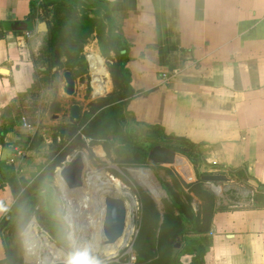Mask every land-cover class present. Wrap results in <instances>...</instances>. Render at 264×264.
Here are the masks:
<instances>
[{"label":"crops","instance_id":"1","mask_svg":"<svg viewBox=\"0 0 264 264\" xmlns=\"http://www.w3.org/2000/svg\"><path fill=\"white\" fill-rule=\"evenodd\" d=\"M101 2L100 18H112L126 48L124 67L134 91L129 126L138 132L159 127L199 144L208 171L247 165L252 177L222 182L226 190L230 183L241 185L240 194H247L222 203L216 198L217 207L227 209L212 217L204 264H264V197L254 198L264 185V0ZM42 4L0 0V161L18 172L25 170L20 139L29 134L21 119L35 105L43 72L38 51L45 34L34 38L45 22ZM14 22L33 29L8 30ZM109 81L112 88L110 75ZM13 202L9 186L0 182V219ZM0 249L1 260V242ZM192 259L186 255L181 262Z\"/></svg>","mask_w":264,"mask_h":264},{"label":"trees","instance_id":"2","mask_svg":"<svg viewBox=\"0 0 264 264\" xmlns=\"http://www.w3.org/2000/svg\"><path fill=\"white\" fill-rule=\"evenodd\" d=\"M104 6L101 0H43V20L47 23L48 31L43 36L42 46L38 51V61L45 67L43 74H50L53 69L56 72L69 71L74 79L87 73V61L83 53L86 43L94 37L99 45V51L106 60L107 72L112 82V91L105 97L91 102L89 111L79 120L80 130L90 137L92 145H99L100 141L118 142L124 147H132L137 143L138 131L133 128L127 131L128 115L130 117L129 104L134 96L130 86V77L124 67L125 46L121 38L115 34L112 18H94L90 11ZM130 127V126H129ZM158 139L163 141L161 146L176 152L179 157L186 160L191 168L192 178L184 179L177 170H166V174L172 181L175 190L166 184L162 187L167 195L164 203L163 221L159 230L160 257L152 264H182L181 255L183 249H174L173 245L180 239H196L199 237L208 244L207 234L211 227L212 217L217 211L227 208L217 207L215 195L204 186L201 180L203 175H225L227 178L243 183L252 179L247 165L237 168L213 167L208 171V165L202 157L200 145L184 138L173 135H165L161 128L152 130ZM59 134V132H58ZM35 136L25 135L20 142L29 145ZM65 142H54L55 152L48 157V164L42 172L33 178L27 179L19 176L15 167L4 161H0V182L9 186L14 197L13 204L8 208L0 223L9 224L12 220L18 221V230H22L29 221L30 208L35 204L39 196L36 191L43 186L46 211L42 216L43 225L55 244L65 250L67 242L63 226L61 225L57 211L56 201L52 196L51 185L43 184V181L54 173L60 166L62 159L78 144H83L76 129L65 130ZM69 145H66L69 142ZM35 143V142H34ZM160 144L151 142L146 149L134 150L136 159L132 162L147 163L149 150ZM36 146V144H34ZM107 151V147H105ZM160 166V165H157ZM187 190V200H192L189 193L202 202L203 217L199 219L193 214L190 203H185L178 191ZM139 202L141 204V226L134 244L136 252V264H144L152 258L151 244L158 228L159 211L155 202L143 190L138 189ZM264 197V185L259 184L254 192L255 201ZM259 205H255L258 207ZM204 249L198 251L191 264H204ZM12 252L7 251L0 264H12Z\"/></svg>","mask_w":264,"mask_h":264},{"label":"rangeland","instance_id":"3","mask_svg":"<svg viewBox=\"0 0 264 264\" xmlns=\"http://www.w3.org/2000/svg\"><path fill=\"white\" fill-rule=\"evenodd\" d=\"M99 51V45L97 40L92 37L86 43L83 49L87 61L88 52L92 49ZM97 51V52H98ZM100 56V51L98 53ZM104 60L106 67V60ZM88 64V61H87ZM43 68V72L45 67ZM64 71H52L50 74H43L39 85V90L33 97L35 102L34 107L27 106L25 109V119L28 124L32 126L31 130H28V136H35L31 140L29 145L24 144L23 150L26 152L24 155L25 170L20 173H24L27 179L33 178L43 171L45 166L48 164V157L53 154V157H57L59 154L55 152L56 145L54 142H59L58 132L60 130L76 129L77 135H80V140L83 144L74 146L67 155L62 159L60 166L56 167L54 173L43 181L45 185H51L52 196L56 201V213L59 221L63 226L65 239L67 242V248L65 250L59 248L52 240L45 226L42 222V216L46 211V203L44 199V188L43 186L36 191L41 197H38L35 204L30 208V217L28 223L22 230H18V221L12 220L9 224L3 222L0 223V242L3 247V255L7 251L12 252V264H37V259L44 256L43 254L38 257L35 253L36 249L40 244L33 238L32 242L35 241V248L31 255H27L26 244H25V232L31 223L35 222L36 231L39 235L45 234L49 241L56 246L59 251L63 252L69 259L72 255L83 253L85 259H91L93 264H136V252L134 250V244L141 226V204L139 202L138 189L143 190L149 195V197L155 202L159 211V220L157 223L158 228L151 244L152 258L144 264H152L156 262L160 257V245H159V230L160 225L163 221L164 214V203L163 201L167 198V195L162 187V184L172 186L170 177L166 174V170L174 169L186 180L190 181L192 178L191 168L186 160L182 157H178L173 166H157L150 165L147 163L137 164L132 161L136 159L134 150L140 148V150L146 149L148 144L156 142L163 144V141L157 138L155 132L148 131L147 128L139 130L137 143L132 147H124L118 142H105L100 141L99 145L93 146L92 139L82 133L80 130L79 120L75 121L69 117V110L73 104H78L81 108L80 118H83L90 109L91 102L98 98L107 96L111 90L104 96H94L92 88V74L89 67L87 66V73L77 77L76 81V92L72 97H68L63 94L62 87L64 81L62 73ZM109 76V75H108ZM32 100V99H31ZM56 116V117H55ZM54 117L56 119H54ZM129 118V115H128ZM129 120V119H128ZM82 129V128H81ZM132 128L127 125V131ZM65 135L64 141L65 142ZM35 142V143H34ZM60 143V142H59ZM70 141L66 145H69ZM36 144V146H34ZM107 147V151L105 150ZM103 152V156H99L98 150ZM82 156L85 164V176L84 183L89 182V178L92 173L106 174L115 179H118L124 186L121 194H97L94 199L90 198L89 189L85 185L82 189L76 192L64 193L58 182V169L70 164L76 157ZM150 174L153 180L156 182L160 189L159 198L156 199L151 191L143 185V178ZM102 181H106V177L102 176ZM228 190L224 188L222 183H210L211 189L216 194V198L222 203L223 200H227L229 197L245 196L240 194V188L245 190L241 185L236 183H230ZM235 186V187H234ZM216 189H219L217 192ZM187 190L178 191L180 198L187 204L190 203L193 214L202 219L203 217V206L198 204L197 201L187 200ZM236 192V193H234ZM78 196L83 197L79 201ZM105 196H112L121 198L125 203H129L130 209L128 210V221H127V235L124 245L118 249L115 255L108 256L104 250L99 246H95L97 243L95 239V227L90 224L91 221L99 222V215L101 211H104L103 199ZM90 198V202H85V198ZM246 198V197H244ZM132 200L135 201V206L132 207ZM87 205V208L85 206ZM89 205V206H88ZM90 216L93 218L90 219ZM104 218V216H103ZM103 222V219H102ZM102 227V224H101ZM102 233V230H101ZM103 238V234H102ZM104 239V238H103ZM96 242V243H95ZM175 243H179V249H183L182 257L186 255H194L204 248L205 242L199 237L196 239H187L180 241L178 239ZM45 253L46 250L43 249ZM1 250V249H0ZM178 250V249H177ZM40 249L36 252L39 253ZM47 253V252H46ZM46 255V254H45ZM55 264H66V263H55Z\"/></svg>","mask_w":264,"mask_h":264},{"label":"water","instance_id":"4","mask_svg":"<svg viewBox=\"0 0 264 264\" xmlns=\"http://www.w3.org/2000/svg\"><path fill=\"white\" fill-rule=\"evenodd\" d=\"M90 15L94 18H100L101 12L99 9H93L90 11ZM7 25V29L10 31H31L33 29L32 24L29 22H14L8 23ZM47 31L48 27L46 22H40L37 26V34L34 38L40 34H46ZM62 78L64 81V86L62 87L63 94L68 97L74 96L76 92V81L71 72L64 71L62 73ZM80 112V106L78 104H73L69 110V117L77 121L80 118ZM55 117L54 119H56ZM64 135V130H60L58 134L60 143L64 141ZM178 157L179 156L173 150L158 145L149 150L146 160L150 165L173 166ZM58 175L66 187L67 192H76L77 190L82 189L84 187L85 176L83 157L78 156L70 164L60 168ZM201 180L204 183H222L229 181L225 175L216 174L203 175ZM103 206L104 218L101 230L104 239L100 243V247L103 250H117L126 240L128 208L121 198L112 196L104 197ZM179 247V243L173 245L174 249H179Z\"/></svg>","mask_w":264,"mask_h":264},{"label":"bare ground","instance_id":"5","mask_svg":"<svg viewBox=\"0 0 264 264\" xmlns=\"http://www.w3.org/2000/svg\"><path fill=\"white\" fill-rule=\"evenodd\" d=\"M87 58H88V62H89V66H90V70H91V74L93 78L92 79L93 80L92 81L93 94L94 96H98V97L104 96L111 90V86H110L108 73L103 65V59L99 56V54L97 53L95 49H92L88 52ZM97 153L99 154V156L104 155L100 149L97 151ZM102 176L106 177V181H102ZM57 178H58L57 180L59 182V185L62 191L64 193H67L66 192L67 189L64 186L63 182L61 181V178L59 177V175H57ZM85 185L89 189L88 193L90 194L91 199H94L96 195L100 193L118 195V194H121L122 190L124 189V186L121 184V182L118 179H115L106 174H99L95 172L92 173L91 177L89 178V182L86 184L84 183V187ZM143 185L151 191V193L154 195L156 199L159 198L160 189L150 174L146 175L143 178ZM78 198H79V201H81L83 197L78 196ZM90 198L87 197L85 198L84 201L87 202L88 204V201L90 202ZM128 204L126 203V206L129 210L130 206ZM135 204H136L135 201L132 200V207H134ZM85 208H87V205L85 206ZM103 216H104V211L102 210L99 215V222H94V221L90 222V224H92L93 227H95V236H96L95 239L97 241V243L95 242L96 243L95 246L97 247H99L100 243L103 241L102 233H101V224H102ZM92 218L93 217L90 216V219ZM37 232L38 231H36L35 222L31 221L24 235L27 255L28 256L31 255V253H33V250L35 248L34 246L36 244L38 245L40 244V246H38V248L36 249V251L40 249L39 253H37L36 251L35 253L38 255V257L40 256V254L41 255L43 254L44 256L37 259V264H55L58 262L67 264L68 258L66 257V255L63 252L59 251L49 241V238L45 234L39 235ZM33 238H37L38 240H35V241H37L38 243L35 244V241L33 243L32 242ZM123 245L124 244H121L119 248H121ZM41 246H43V249L46 250L47 253L46 252L41 253L42 252ZM118 249L117 250H114V249L104 250V252L106 255L112 256L116 254Z\"/></svg>","mask_w":264,"mask_h":264},{"label":"clouds","instance_id":"6","mask_svg":"<svg viewBox=\"0 0 264 264\" xmlns=\"http://www.w3.org/2000/svg\"><path fill=\"white\" fill-rule=\"evenodd\" d=\"M0 211H3V209L0 208ZM67 264H93V261L91 259H85L83 253H78L72 255L68 259Z\"/></svg>","mask_w":264,"mask_h":264},{"label":"built area","instance_id":"7","mask_svg":"<svg viewBox=\"0 0 264 264\" xmlns=\"http://www.w3.org/2000/svg\"><path fill=\"white\" fill-rule=\"evenodd\" d=\"M39 1L41 2L42 0H39ZM21 121H22V125H23L24 128H26L28 130H31L32 129V126L26 122V119L25 118H22Z\"/></svg>","mask_w":264,"mask_h":264}]
</instances>
